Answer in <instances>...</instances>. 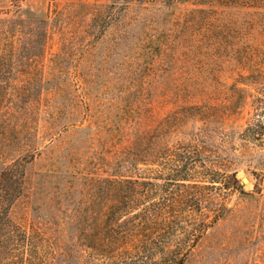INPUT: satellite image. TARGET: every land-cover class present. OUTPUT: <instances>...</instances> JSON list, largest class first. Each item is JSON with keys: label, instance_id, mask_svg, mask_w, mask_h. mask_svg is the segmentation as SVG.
Returning <instances> with one entry per match:
<instances>
[{"label": "rangeland", "instance_id": "obj_1", "mask_svg": "<svg viewBox=\"0 0 264 264\" xmlns=\"http://www.w3.org/2000/svg\"><path fill=\"white\" fill-rule=\"evenodd\" d=\"M257 106L264 0H0V172L21 180L0 208L18 196L29 245L7 264H107V179L144 184L137 213L220 212L187 264H264Z\"/></svg>", "mask_w": 264, "mask_h": 264}, {"label": "trees", "instance_id": "obj_2", "mask_svg": "<svg viewBox=\"0 0 264 264\" xmlns=\"http://www.w3.org/2000/svg\"><path fill=\"white\" fill-rule=\"evenodd\" d=\"M255 119L244 135L257 142L264 140V108L257 106ZM248 138V139H249ZM188 163L177 167L169 178L173 185L186 182L191 169ZM13 165L0 172V187L8 194V187L21 184L20 167ZM144 184L134 180L107 179V264H187L194 253L197 240L206 228L212 227L223 218L220 212L214 215L209 226L202 228L188 223L189 213L170 212L156 206L136 212L128 203L135 198ZM236 185H239L236 181ZM205 187V186H204ZM149 197L152 191H149ZM18 196L12 195L6 206L3 198L0 208V264L14 259L12 254L18 247L27 245V234L11 223L10 209ZM25 245V246H24ZM29 258L22 264H28ZM17 264V263H16Z\"/></svg>", "mask_w": 264, "mask_h": 264}, {"label": "water", "instance_id": "obj_3", "mask_svg": "<svg viewBox=\"0 0 264 264\" xmlns=\"http://www.w3.org/2000/svg\"><path fill=\"white\" fill-rule=\"evenodd\" d=\"M244 183H247V180H244Z\"/></svg>", "mask_w": 264, "mask_h": 264}]
</instances>
